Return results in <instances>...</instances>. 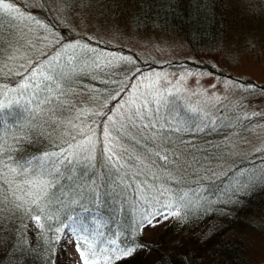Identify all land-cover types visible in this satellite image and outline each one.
Wrapping results in <instances>:
<instances>
[{
	"label": "trees",
	"instance_id": "1",
	"mask_svg": "<svg viewBox=\"0 0 264 264\" xmlns=\"http://www.w3.org/2000/svg\"><path fill=\"white\" fill-rule=\"evenodd\" d=\"M37 1L40 7H35L24 0H7L9 4L18 7L27 15L26 29L30 28L33 32L36 29H46L50 32L44 40L43 36L38 34L42 38L39 43H44L46 51L43 55L41 53L35 55L18 78L0 74V84H9L13 81L16 85L21 84L22 80L25 83L26 81L22 79L23 74L39 65L49 68L51 74H56L47 62L51 61L54 66L58 61L70 60L71 77L66 72L62 83V87L67 91V99L79 110L78 96L87 95L89 100L95 103L92 109L88 110V118L100 122L111 112L109 109L112 110L119 102L118 97L123 95L126 90L124 87L130 80L159 66L141 60L126 49L110 44L108 40L74 33L69 27L49 16L50 14L41 6V0ZM138 6L139 19L132 22L133 24L179 31L184 33L190 42L223 41L230 22L226 0H141ZM3 14L0 12V27L4 21ZM117 55L123 62L116 65L113 63L111 71L101 70L98 66L94 68V64L88 66L92 58L102 59L112 66L110 60ZM184 64L192 69L204 67L188 61ZM174 66L175 64L172 67ZM43 88L44 85H41V89ZM35 91L22 89L23 97L18 103L0 110V195L9 194L10 186L14 187L16 173L12 169L18 171L26 162H32L34 158L42 157L46 153H53L55 149L42 130L43 127H47L46 122L49 121L47 118H52L50 113L52 111L48 109L43 112L37 111L35 101L44 98V91H40L39 96L34 95ZM50 94L56 95L58 90H53ZM29 100H32V103H29ZM164 102L169 107L170 126H180L185 119H189L193 127L204 128L206 124L210 125V129L205 131L181 133L182 139L188 142L185 147L192 152L193 163L182 175L183 179H178L175 172L172 173V179L168 182L171 183V190L160 201L164 203L168 199H179L187 191L199 190L194 196H202L201 205L188 206L185 211L189 212L190 216L188 218L182 216L183 224L193 223L188 231L180 229L176 232L181 233L178 236L171 234L172 237L165 238L160 233L164 231L166 234L169 229L173 231L174 228L172 224H164L153 230L154 235L149 232L151 241L144 240V230L136 227L141 214L144 213L143 203L136 199L138 183L136 167H132L126 175L121 173L125 184L119 183L120 176L114 175L112 170L105 169L101 172L99 169L89 168L84 175L75 173V180L60 179L54 190L53 202L48 204L42 213L51 219H42L40 226L31 219L36 213L29 210L30 203H22L23 208L20 211L10 213L13 205L5 198H0V201L4 202V212L0 221V264H52L54 255L49 248L54 243L56 228L68 222L67 216L76 215L94 216L96 224L93 227L105 234L102 239H116L118 246L147 245L133 255L112 259L110 264H162V257L168 264L244 263L246 258L243 246L241 241H237L238 238H242L239 230L249 224V221H246L247 213L264 214V181L247 192L241 188L238 197L233 195V189L241 179V173L250 179L258 178L264 173V149L234 161L223 171L219 170L218 163L212 161L215 165L211 169L217 171L214 178L208 177L212 176L208 170L199 168L207 178L191 181L190 174L199 175V170L196 169L198 167L208 169L210 164L209 160L202 164L195 162L199 159L198 154L208 148L204 147L203 140L207 139L208 142L215 136L232 132L240 126L244 118L241 115L232 117L225 114H218L217 118L207 114L191 115L180 106L173 94L167 96ZM66 107L67 105L63 110L52 113L58 117L59 112H65ZM165 118L160 122L163 123ZM212 122H215L214 125ZM131 136L140 143L143 140L139 134ZM124 141L141 152L145 146L151 149L154 145L152 140H148L146 145L140 147H136L140 143L137 144L132 139L126 138ZM215 148L216 145L212 149ZM249 171L252 173L250 176ZM145 178V174L139 176V180ZM147 179L152 180L149 177ZM157 180L164 185L163 178L161 181ZM93 181L99 186V199H95L90 192L83 196L77 194L80 185H87L91 189ZM156 207L158 205L153 203L150 210L154 211ZM84 208H88L89 213H85ZM5 213L14 217V223L10 227L3 225ZM155 236L156 239H153ZM100 246L105 249L107 247L106 244Z\"/></svg>",
	"mask_w": 264,
	"mask_h": 264
},
{
	"label": "rangeland",
	"instance_id": "2",
	"mask_svg": "<svg viewBox=\"0 0 264 264\" xmlns=\"http://www.w3.org/2000/svg\"><path fill=\"white\" fill-rule=\"evenodd\" d=\"M24 1L40 7L37 0ZM140 1L41 0V6L50 14L49 16L69 27L74 33L93 35L108 40L110 44L126 49L127 52L143 61L159 65L156 69L137 75L129 81V84L124 87L125 91L123 88V95L118 97L119 102L102 119L105 124L108 123V116H112L116 127H119L118 114L124 113L127 107V105L124 107L121 105L125 100L134 98L144 91L142 85L151 84L156 91L165 93L164 99L169 96L168 93L175 95L180 106L191 115L206 116L207 114L217 118L218 114H225L232 117L241 115L244 118L240 126L232 132L215 136L208 142L207 139L203 140L204 147L208 148L198 154V163L202 164L209 160L210 164L208 169L198 167L196 171L199 168L208 170V173L212 175L208 176L211 179L217 172L211 169L215 165L212 161L218 163L219 170L223 171L234 161L264 149V0H226L230 22L224 40L217 43L190 42L186 35L179 31L133 24L132 22L139 19ZM10 6L11 11L3 12V17L1 16L4 21L0 27V74L18 78L35 55L40 53L43 55L46 51L44 43H39L42 38L38 34L40 33L44 40L50 32L46 29H36L35 34L30 28L26 29L28 18L25 12L12 4ZM121 59L118 55L115 58L112 57L110 60L112 66H109L102 59L92 58L88 66L94 64V68L98 66L101 70L111 71L113 63L115 65L122 63ZM68 61H58L53 66L55 73L66 74L67 72L71 77V64ZM186 61L204 67L192 69L184 64ZM90 75L91 73L88 76ZM22 83H24L23 80ZM19 85L20 83L14 85L13 81L9 84H0V102L9 104L20 100L23 97L22 89L14 90V86L18 88ZM77 101L80 109H84V114L79 120L73 122L92 127L96 134V151L103 152L104 144L107 142L104 129L100 122L88 118V110H91L95 103L91 102L87 95L78 96ZM168 109V105L163 102L159 113L161 120L166 117L165 119L169 121ZM193 109L195 111H192ZM50 113L52 118H47L49 120L46 122L47 127H43L42 130L55 146L54 151L57 152L60 146L67 147L71 142L68 121L73 120L71 115L76 116V112L67 108L65 112H59L58 117L55 113ZM169 126L170 122L165 125V127ZM129 134L140 135L135 128L131 129ZM148 134L150 135V132ZM112 136L115 143L126 149L129 154H143L138 148L128 145L124 141L126 138L117 137L115 132ZM144 145H146L145 141L141 140L136 147ZM214 145L217 148L212 149ZM187 156L189 162L193 163L192 152L189 151ZM157 167L159 168L160 165L158 164ZM160 171L164 172V169L161 168ZM198 174L196 176L190 174V180L207 178L201 170ZM250 175H252L251 171L248 173V176ZM147 177L152 178L151 173H147ZM158 179L161 181V178ZM148 182L171 190V183L163 182L164 185H162L157 179ZM194 193H199V190L187 191L183 195L184 203L188 206L202 203V196L195 197ZM8 195H0V198L4 199ZM22 208H13L10 213L18 212ZM88 216L89 221L95 220L94 216ZM246 221H249V224L239 230L242 238L237 239L242 243L246 258L241 264H264V214L262 212L256 215L247 213ZM13 223L14 217L5 213L3 225L10 227ZM164 224L173 225V231L169 229L166 234L164 231L160 233L162 237L169 238L172 237L171 234L175 236L181 234L176 233L180 229L188 231L193 223L183 224L182 216L170 217L154 227L142 228L144 240L151 241L149 232L154 235L153 230ZM49 250L55 257L52 258V264H81L74 242L72 244L65 243L63 240L57 242L55 237ZM225 264L234 263L225 262Z\"/></svg>",
	"mask_w": 264,
	"mask_h": 264
},
{
	"label": "snow or ice",
	"instance_id": "3",
	"mask_svg": "<svg viewBox=\"0 0 264 264\" xmlns=\"http://www.w3.org/2000/svg\"><path fill=\"white\" fill-rule=\"evenodd\" d=\"M10 11L11 6L7 0H0V12ZM47 63L49 67H53L51 61ZM68 63L71 61L69 60ZM18 75L20 74L18 73ZM22 79L26 82L20 84L18 88L14 86V90L23 89L27 91L33 89L36 90L35 96H39V92L44 91V98L35 101L37 111L43 112L48 109V111L55 112L63 110L67 105L68 109L76 112V116L73 117V120L68 121L71 142L68 143L67 147L60 146L57 152L46 153L42 157L34 158V161L26 162L18 171L12 169L16 173L13 181L14 187L10 186L9 195L5 199L9 200L14 208L19 209L22 207V203H30L29 210L36 213L31 219L36 222L37 226H40L42 219H51L50 216H43L42 213L45 212L46 206L53 202L54 190L61 178L75 180V173L84 175L89 168L99 169L101 172L109 169L114 175L120 176V184H125L126 181L121 173L126 175L127 171L136 167L135 175L138 180L136 199L142 202L144 207V213L141 214L140 220L136 223L137 228L154 227L162 220H167L170 217L183 216L188 218L190 216V213L185 211L188 205L184 203V197L168 199L164 203H160L166 197L169 189L157 186L155 183L149 184L147 173H151L153 180L163 178L165 183L172 179V172H175L178 179H183L182 174L192 164L187 156L190 149L185 147L188 142L182 139L181 133L205 131L210 129V125L206 124L204 128L193 127L189 119H185L180 126L165 127L169 121L165 119L162 124L159 115L165 93L156 91L154 85H142L144 91L134 98L125 100L121 105V107L124 105L127 107L124 113L118 114L120 117L119 127H116L112 116H108L107 124L103 120L100 121L107 142L104 144L103 152H97L95 130L87 124L73 122L83 116L84 109L77 110L72 101L67 99V91L62 87L65 79L63 72L51 74L49 68L39 65L25 72ZM41 85H44L43 89H41ZM53 90H58V94H50ZM167 95H171V93ZM59 97H64V99ZM13 103H18V101L9 104L0 102V110L8 109ZM29 103H32V100H29ZM49 105L54 107L48 108ZM214 123L212 122L213 125ZM133 128L140 133L145 144L148 140L156 142L151 149L145 146L142 155L129 154L126 149L115 143L112 136V133L115 132L117 137L132 139L139 144L140 141L129 134ZM195 162L198 163L199 161ZM158 164L160 165L159 168L157 167ZM161 168L164 169V172L160 171ZM169 169L172 171H168ZM141 174L146 175L144 180H139ZM262 181H264V173L255 179H250L241 173V179L233 189V195L238 197L241 188L247 192ZM92 185L91 189L87 185H80V191L77 194L83 196L90 192L95 199H99V186L96 185L95 181L92 182ZM73 203L77 202L73 201ZM153 203L158 205L154 211L150 210ZM83 211L89 213L90 210L84 208ZM3 212L4 202L0 201V218H2ZM66 219L68 223L63 224V227L56 228V241L63 240L68 244L74 242L76 251L81 258V264H110L112 259L133 255L136 251L147 247V245L142 244L121 247L117 245L116 239H102L105 234L93 227L96 220L89 221L88 215L67 216ZM101 244H106V249L101 248ZM105 251H107V255H105ZM161 260L162 264H168L163 257Z\"/></svg>",
	"mask_w": 264,
	"mask_h": 264
}]
</instances>
